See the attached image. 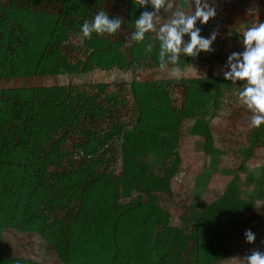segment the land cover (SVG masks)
Masks as SVG:
<instances>
[{"label":"rangeland","instance_id":"obj_1","mask_svg":"<svg viewBox=\"0 0 264 264\" xmlns=\"http://www.w3.org/2000/svg\"><path fill=\"white\" fill-rule=\"evenodd\" d=\"M189 3L173 0V7L187 10ZM58 10L56 41L44 48L41 71L11 75L10 65L26 58L28 36L39 42L35 33L53 29L48 16ZM98 10L122 16L121 30L79 37V25ZM142 10L136 0H0V68L8 74L0 77V144L25 137V113L32 115V162L45 179L87 173L76 181L80 193L90 195L94 183L104 180L118 190L119 205L133 208L116 228L110 217L92 224L106 235L94 244L75 228L72 233L85 240L81 247L69 245L59 231L51 244L31 226H0V264H63L61 250L64 264H104L93 262L90 250L107 244L108 264H239L238 257L251 250L264 251V125H249L250 113L235 95L243 82L223 80L219 69L231 49H220L216 39L214 52L182 57V74L171 76V65L157 67V48L145 52L127 42L132 19ZM27 11L43 16L33 20ZM1 179L0 206L8 200L1 196ZM144 189L155 196L158 210L135 203L146 201ZM63 195V216L76 215V227L87 226L95 213L74 209L78 203ZM245 229L256 234L252 244L243 240ZM112 232L122 251L113 263Z\"/></svg>","mask_w":264,"mask_h":264},{"label":"trees","instance_id":"obj_2","mask_svg":"<svg viewBox=\"0 0 264 264\" xmlns=\"http://www.w3.org/2000/svg\"><path fill=\"white\" fill-rule=\"evenodd\" d=\"M67 1L68 0H63V3H67ZM62 8H66V4L65 7L62 6ZM62 11L63 10H58L57 14L48 16L49 19L54 20L53 29L49 32L44 31V34L35 33L37 35L34 40L38 41L39 39V42H34L33 44L29 39L30 35L28 36L26 58L17 60L13 63L14 65H10L11 75L31 76L41 71L43 61L45 60L44 48H50L52 46L50 42L52 41L54 44L56 41L55 37H57L58 33L57 24H59L62 19ZM27 12L26 15L29 14L33 16V20L37 16L38 18L43 16L36 11ZM31 28L30 26L27 27V25L25 27L26 31L29 33L30 30L32 31ZM40 29L41 28L35 27L34 31L37 32ZM5 74H7L5 70L0 68V77ZM33 117L34 116H29V114L25 113V137H21V134H19L21 126H16L14 127L16 131L14 136L16 138H21L17 141H12L13 143L3 142L0 144V177L2 178L1 183L3 187V194L1 196L4 198L8 196V200L0 206V226L8 225L15 228H20L22 226L29 228V226H31L33 227L32 231H34V233L44 238H49L51 244L52 237L57 236L54 232L59 231V233H65V236L69 238H67L69 245L75 244L81 247L80 244L82 242L84 244L85 240L79 233H72L75 228H78L82 230L81 234L84 233L83 235L86 238L89 237V239L86 240L87 244L88 241H91L89 243L93 244L95 241L99 242V240L106 235L94 231L90 226L96 223L106 224L108 223V217H110L109 221L112 223V227L116 228L120 222L122 223L123 217L133 210V208L131 209L132 204L127 206L119 205L117 202L118 190L116 187H108V184L100 179L94 183L90 195L85 196L84 193H80V187L76 181L89 178L90 176L87 173L82 174L80 172H73L71 174H58V176H55L52 180H48V177L45 179L44 170L35 166L38 162H32V158L34 159V154L37 152V149H33L35 146H33V142H31L33 137L37 138ZM46 117L53 119L50 114L46 115ZM54 121V123H56V120ZM37 129L38 128H36V130ZM44 136H47V132L41 131V137ZM51 182H53V184H51ZM63 193L68 194L67 196L78 203L76 207L74 206V209L85 211V213L90 211L95 213L89 219V224H87V226L76 227V225L79 224V217L76 215L63 216L61 210L63 211L62 208L66 201ZM144 195L146 201L140 199L135 203L140 204V206L143 205V209L149 207L151 211L158 210V207L155 205V196L147 189H144ZM129 207L130 209H128ZM55 208H60L57 214L47 217V213L53 212L48 211ZM25 209H28L27 212L30 210L28 214L30 216H26L27 212H24ZM168 235H171L170 230L168 231ZM109 236L113 241L112 248L109 251V257L113 263L116 261L117 257H120L122 251L120 250L118 241L114 240L116 239L115 233L112 232V236L110 234ZM90 256L93 262L101 259L104 261V264H108V244L98 245L92 248L90 250ZM58 259L62 261L63 264L68 261L65 255H63V250H61V252L58 251Z\"/></svg>","mask_w":264,"mask_h":264},{"label":"clouds","instance_id":"obj_3","mask_svg":"<svg viewBox=\"0 0 264 264\" xmlns=\"http://www.w3.org/2000/svg\"><path fill=\"white\" fill-rule=\"evenodd\" d=\"M137 4L143 10L132 19L130 41L127 42L143 45L145 52L157 48V67L160 70L169 69L171 65L170 75L179 76L183 71L179 63L182 57L196 58L201 53L214 52L212 45L221 33L217 28L206 36L201 35L200 26L217 15L216 0H190V10L174 8L173 0H137ZM161 11L170 12V15L161 17ZM158 20L162 22L157 24ZM123 23L122 16H110L106 10H98L91 21L84 19L79 25L78 36L90 38L93 33L111 36L121 30ZM153 33L154 37L146 39V34ZM236 40L241 50L227 54L219 70L223 80L233 84L243 82L235 95L250 113V127L259 128L264 125V21L257 20L246 26L236 35ZM242 235L248 244L256 239L251 229H245ZM261 243L264 244V240ZM238 260L239 264H264V251L251 250Z\"/></svg>","mask_w":264,"mask_h":264},{"label":"crops","instance_id":"obj_4","mask_svg":"<svg viewBox=\"0 0 264 264\" xmlns=\"http://www.w3.org/2000/svg\"><path fill=\"white\" fill-rule=\"evenodd\" d=\"M216 2L217 15L200 27L208 33L218 28L221 35L217 37V45L220 49L230 48L231 51L227 52L229 54L240 48L236 40V35L240 31L257 20L264 21V0H216ZM249 9L252 11L249 12Z\"/></svg>","mask_w":264,"mask_h":264}]
</instances>
